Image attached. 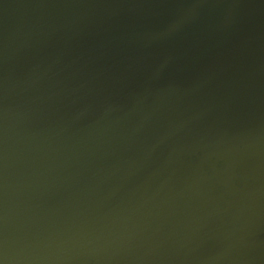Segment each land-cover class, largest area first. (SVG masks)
I'll list each match as a JSON object with an SVG mask.
<instances>
[{"label": "water", "instance_id": "95a60500", "mask_svg": "<svg viewBox=\"0 0 264 264\" xmlns=\"http://www.w3.org/2000/svg\"><path fill=\"white\" fill-rule=\"evenodd\" d=\"M5 264H264V0H0Z\"/></svg>", "mask_w": 264, "mask_h": 264}, {"label": "snow or ice", "instance_id": "6c2138e0", "mask_svg": "<svg viewBox=\"0 0 264 264\" xmlns=\"http://www.w3.org/2000/svg\"><path fill=\"white\" fill-rule=\"evenodd\" d=\"M0 264H5V258L0 254Z\"/></svg>", "mask_w": 264, "mask_h": 264}]
</instances>
